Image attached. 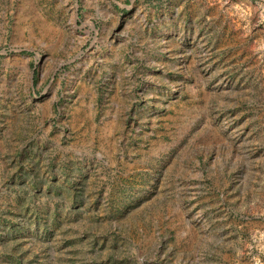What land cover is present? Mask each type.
Wrapping results in <instances>:
<instances>
[{"label":"rangeland","instance_id":"1","mask_svg":"<svg viewBox=\"0 0 264 264\" xmlns=\"http://www.w3.org/2000/svg\"><path fill=\"white\" fill-rule=\"evenodd\" d=\"M0 264H264V0H0Z\"/></svg>","mask_w":264,"mask_h":264}]
</instances>
